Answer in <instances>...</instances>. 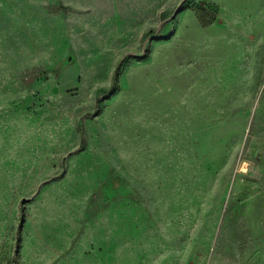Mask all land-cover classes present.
<instances>
[{
    "label": "rangeland",
    "instance_id": "obj_1",
    "mask_svg": "<svg viewBox=\"0 0 264 264\" xmlns=\"http://www.w3.org/2000/svg\"><path fill=\"white\" fill-rule=\"evenodd\" d=\"M0 264H264V0H0Z\"/></svg>",
    "mask_w": 264,
    "mask_h": 264
},
{
    "label": "trees",
    "instance_id": "obj_2",
    "mask_svg": "<svg viewBox=\"0 0 264 264\" xmlns=\"http://www.w3.org/2000/svg\"><path fill=\"white\" fill-rule=\"evenodd\" d=\"M61 9H62V8H61ZM63 62H64V59L60 60V61H59V62H58L53 68L50 69V71H53V72L58 71V70L60 69V67H61V65H62ZM115 74H116V70L113 72L111 85H110V88H109L108 92L106 93V95L109 94L110 91H111V89H112V86H113V79H114V77H115ZM21 208H22V207L20 206V209H21ZM18 243H19V237H18V229H17L16 239H15V246H17Z\"/></svg>",
    "mask_w": 264,
    "mask_h": 264
}]
</instances>
